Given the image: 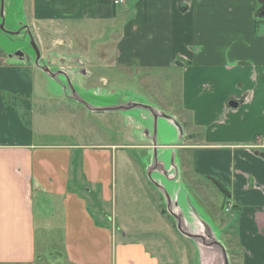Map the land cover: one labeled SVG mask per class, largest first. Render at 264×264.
I'll list each match as a JSON object with an SVG mask.
<instances>
[{
	"label": "crops",
	"instance_id": "1",
	"mask_svg": "<svg viewBox=\"0 0 264 264\" xmlns=\"http://www.w3.org/2000/svg\"><path fill=\"white\" fill-rule=\"evenodd\" d=\"M32 1V25L45 34L54 30L52 35L63 38L66 24L76 22L79 28H95V35L105 32V41L98 40L95 46L111 44L112 51L100 53L112 58L110 70L129 76L145 72L164 78L161 84L166 86H173L169 78H178V96L173 102L162 101L183 131L189 126L191 142L175 148L191 151L193 173L214 180L226 198L227 212L234 210L230 222L217 211L211 215L222 231L227 227L236 236L242 264H264V0H125L123 5L98 0ZM81 51L84 55H72L83 60L90 74L79 81L88 90L85 81L92 72L86 67L85 49ZM8 60L0 55V264L32 263L35 229H44L38 222L46 220L41 205L57 204L63 221L62 257L69 264H159L141 242L117 245L115 230L100 226L89 215L79 187L70 189L71 169L84 171L88 183L95 185L83 188L84 193L96 190L101 179L109 180L115 145H56L39 140L41 136L33 131L34 108L41 97L38 79L43 76L38 77L35 68L28 71ZM99 82L104 87L110 84L103 77ZM140 82L149 85L147 79ZM171 92L168 86L167 94ZM52 96L59 103L58 96ZM68 108L61 107L64 113ZM77 111L70 115L81 113ZM258 137L263 140L258 142ZM137 143L133 147L150 148L142 139ZM104 185L109 186V181ZM33 200L38 219L33 216ZM159 212L158 223L142 224V232L170 231L165 213Z\"/></svg>",
	"mask_w": 264,
	"mask_h": 264
},
{
	"label": "rangeland",
	"instance_id": "2",
	"mask_svg": "<svg viewBox=\"0 0 264 264\" xmlns=\"http://www.w3.org/2000/svg\"><path fill=\"white\" fill-rule=\"evenodd\" d=\"M32 2V0L6 1L5 29L16 31L17 26L14 27L12 14L19 15L20 19L28 25L42 56L52 54L51 58L55 61V52L61 55L63 53L70 58L72 56L69 55L74 53L84 55L81 49H85L89 60L86 67L92 72L91 78L85 81L86 88H89L90 91L82 90V92H86L83 97L87 101L91 104L103 103L102 105H105L115 101L118 96L124 95L125 98H132L137 102L155 106L166 114L172 113L169 108H166L164 102H173L172 98L175 95L178 96L176 91L179 88L178 78H169V83L173 86L169 84L166 86L161 84L164 78L147 76L145 72L140 75L131 74L129 76L124 71L110 70L108 66H110L112 58H106V56L103 58L100 53L108 54L109 49L112 51L111 44L107 43L104 48L95 46L96 41H105V32L102 33L100 30L95 35V28H91L89 25L79 28V24L76 22L66 24L67 30L63 34V38L56 35L55 32L52 35L54 30H45L49 33L45 34L42 30L38 31L40 26L32 25ZM55 40H64V42L60 43L59 46H53L52 42ZM53 48L54 50H51ZM17 53H22L29 63L23 64L12 61L15 62L13 64L18 65L19 68H26L28 71L32 70L34 67L30 62L33 55L21 36L8 38L0 33L1 57L16 55ZM69 66L78 68L74 64L72 66L69 64ZM35 70L37 69L35 68ZM39 74H42L43 77H39ZM37 76L40 78L38 85L40 86L39 94L41 97H38V102L34 108L37 118L33 131L36 136L37 134L41 136L39 140L43 138L48 144L56 145H115L112 176L109 180L101 179L102 183L100 182V186L92 193H84L82 190L83 188L92 189L95 187V185L88 183L89 176L84 171H79L82 168V163L78 166L76 171H79L78 173H73V169L70 172V189L75 190L78 189L76 186L79 187L78 191L85 199L86 209L94 221L100 226H107L109 229L115 230L114 239L117 245L120 243L130 244L131 242L143 243L146 249L157 258L159 264H197L196 249L193 243L177 232L173 220L166 213L162 196L147 178L145 169L149 163V151L133 147L138 145L137 141L139 140L136 135H133L137 131L135 129L137 126L128 123L126 116L121 113H91L84 107L67 100L59 87L39 70H37ZM101 77L108 80L109 86L114 89L111 90L109 86H101L99 82ZM140 79H147L149 85L141 83ZM74 84L75 89L81 92L80 83L75 82ZM168 86L172 90L171 94H167ZM96 90H100V93H94ZM102 90H109L111 96H106ZM160 90L166 92L162 93ZM52 94L58 96L59 103L55 104L56 101H53L55 99ZM40 98H45V100H40ZM170 104V106L175 107L174 103ZM62 106L69 107L67 110L69 115L66 111L64 113V110L61 109ZM77 110L81 112L78 113L79 116L77 113V116L70 115L75 111L78 112ZM188 127V125L184 126V139L181 146L191 142V140H187ZM171 137L172 134L165 137V140L168 141ZM191 154V151H180V149L177 151L176 160L180 166L182 184L189 193L190 201L218 228L216 230L218 239L227 249L230 263L240 264L241 260L242 264V247L238 245V241V243L236 242V236L229 237L230 229L229 231H222L211 215L212 211H217L222 218L230 222L231 216L235 212L233 209L231 212L225 211L226 199L211 179L193 173ZM106 181H109V186L104 185ZM102 186L103 189L101 190ZM32 207L33 216L38 219L40 213L34 200ZM41 207L44 208L42 213L46 216V220L41 221L40 219L38 222L44 224V229L41 227L35 229L34 248L36 253L34 260L29 264H69L62 257L64 237L61 204L55 206L41 205ZM159 210L165 212L164 216L171 224L170 231L166 228L165 231L161 230L159 233L142 232V224L158 223ZM232 233L235 234L234 231ZM124 234L127 237H123Z\"/></svg>",
	"mask_w": 264,
	"mask_h": 264
},
{
	"label": "water",
	"instance_id": "3",
	"mask_svg": "<svg viewBox=\"0 0 264 264\" xmlns=\"http://www.w3.org/2000/svg\"><path fill=\"white\" fill-rule=\"evenodd\" d=\"M6 1L11 0H0V33L8 38L21 36L33 55L30 64L34 68L50 78L67 100L79 104L89 112L124 114L128 123L138 127L133 135L150 143L148 150L150 158L145 169L147 178L162 196L166 213L173 220L177 232L193 243L196 249L197 264H231L227 249L218 239L216 231L218 228L190 201L189 193L182 184L175 148L184 139L181 124L172 115L164 113L159 108L137 102L132 98H125L124 95L118 96L110 104H91L83 97L86 94V92H82V90L86 91L84 86L79 85L81 92H78L74 86L75 82L79 83V81L90 77L84 67L83 60L77 55H71L72 57L69 58L65 55L55 54L56 61L51 58L52 54L42 56L28 25L17 14H12L14 27L17 26V30H6L4 27L7 18ZM7 58L10 64L15 63L12 61L29 63L22 53L7 56ZM69 64H74L78 68L66 67ZM102 91L106 96H111L109 90ZM94 93L98 94L100 90H96ZM229 104L236 107L235 103ZM170 134L172 137L166 141L165 137Z\"/></svg>",
	"mask_w": 264,
	"mask_h": 264
},
{
	"label": "built area",
	"instance_id": "4",
	"mask_svg": "<svg viewBox=\"0 0 264 264\" xmlns=\"http://www.w3.org/2000/svg\"><path fill=\"white\" fill-rule=\"evenodd\" d=\"M112 5H122L124 3V0H104ZM262 32L264 33V27L262 29ZM261 140H263L262 138L258 137V142H260Z\"/></svg>",
	"mask_w": 264,
	"mask_h": 264
},
{
	"label": "trees",
	"instance_id": "5",
	"mask_svg": "<svg viewBox=\"0 0 264 264\" xmlns=\"http://www.w3.org/2000/svg\"><path fill=\"white\" fill-rule=\"evenodd\" d=\"M98 2L105 3L103 0H98ZM211 179V178H209ZM214 180H212L213 182ZM216 183V182H215ZM226 199V198H225ZM226 204V203H225ZM165 213V212H164ZM222 223V222H221ZM224 231H229V229L226 227ZM231 237H233L231 234H229Z\"/></svg>",
	"mask_w": 264,
	"mask_h": 264
},
{
	"label": "bare ground",
	"instance_id": "6",
	"mask_svg": "<svg viewBox=\"0 0 264 264\" xmlns=\"http://www.w3.org/2000/svg\"><path fill=\"white\" fill-rule=\"evenodd\" d=\"M105 3H107V2H105ZM165 84V83H164ZM225 198V197H224Z\"/></svg>",
	"mask_w": 264,
	"mask_h": 264
}]
</instances>
